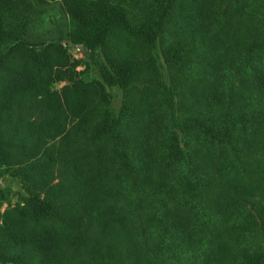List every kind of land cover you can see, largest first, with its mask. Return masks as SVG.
I'll return each mask as SVG.
<instances>
[{"label": "trees", "instance_id": "obj_1", "mask_svg": "<svg viewBox=\"0 0 264 264\" xmlns=\"http://www.w3.org/2000/svg\"><path fill=\"white\" fill-rule=\"evenodd\" d=\"M179 1L83 3L66 37L88 56L105 47L120 28L155 45L166 38V24ZM208 12L205 28L192 23L198 31L190 33V41L180 40L163 50L170 70L187 58V73L196 89L189 98L173 77L169 84L162 79L170 111L165 152L137 151L132 141L139 134L132 130L129 109L116 111L108 104L92 123L89 110L84 109L72 126L75 132L65 134L66 141L79 144L77 154L68 159L64 176L68 193L63 199L69 208L77 206L83 222L82 228L77 224L74 236L79 242L98 240L106 228L119 244L116 231L110 230L119 228L126 238L123 245L134 258L132 264H264V202L258 203L264 198L258 189L264 182V0H214ZM28 50L35 64L48 63L47 48ZM152 60L156 62L154 56ZM131 71L127 61L119 65L109 61L102 67L111 86L126 82ZM0 108L10 113L5 100ZM20 117L26 134L37 133L38 120ZM46 123L62 125L61 118L53 116ZM1 129L0 156L7 157L10 152ZM101 134L113 150L107 163L102 151L93 157L88 146ZM41 161L32 164L45 175ZM23 175L29 177V167L14 177ZM22 182L33 217H55L61 204L51 199L52 191L47 198L40 197L36 193L37 187H43L40 180ZM120 199L125 200L128 213L118 205ZM50 246L45 241L44 247ZM53 250L50 247L48 255L40 251L42 264H55ZM6 257L17 260L13 251Z\"/></svg>", "mask_w": 264, "mask_h": 264}, {"label": "rangeland", "instance_id": "obj_2", "mask_svg": "<svg viewBox=\"0 0 264 264\" xmlns=\"http://www.w3.org/2000/svg\"><path fill=\"white\" fill-rule=\"evenodd\" d=\"M96 1L0 0V103L3 106L5 100L10 112L6 115L0 108V128L5 148L10 152L7 157L0 156V264L45 263L40 251L48 255L50 247L54 249L55 264H132L134 258L130 248L123 245L126 238L119 228L110 229L116 231L114 235L119 238V244L113 242L106 228H102L105 234L97 235L98 240L86 238L81 243L74 239L78 234L77 224L82 228L83 222L78 218L77 206L69 208L63 200L68 193L64 176L68 159L77 154L79 144L66 141L65 134L75 132L72 126L84 109L89 110L88 121L92 123L103 115L108 104L116 111L129 109V122L134 120L132 130L139 134L132 141L137 151L161 154L169 146L167 120L170 117L166 102L169 95L162 81L169 84L174 79L189 98L196 92L187 73V58L170 70L163 50L171 43L190 41V33L198 31L193 22L205 28L208 9L214 0H180L166 24V38L159 39L155 45H148L141 37L120 28L111 34L105 47L88 56L68 41L66 35L78 7ZM222 7H226V2ZM29 47L47 48L48 63L35 64ZM109 61L116 65L127 61L132 71L126 75V82L119 86L107 83L102 67L109 65ZM98 81L110 95L101 89ZM67 86L78 88L65 93ZM20 114L40 122L37 133L26 134L25 128L21 129L26 125ZM50 116L61 118L62 125L52 127L46 123ZM96 137L88 145L90 152L95 157L102 151L103 162L107 163L113 153L111 141L105 134ZM41 160L47 170L45 175L32 164H42ZM26 167L30 169L29 177H14ZM26 179L43 183V187L36 188L40 197L47 198L52 191L51 199L61 204L55 217H33L26 194H22L27 193L22 182ZM258 189L264 194V182ZM259 201L264 202V198ZM120 204L128 213L125 200L118 201ZM45 241L51 246L44 247ZM141 245L145 247L143 241ZM11 251L17 254L16 261L7 259Z\"/></svg>", "mask_w": 264, "mask_h": 264}]
</instances>
